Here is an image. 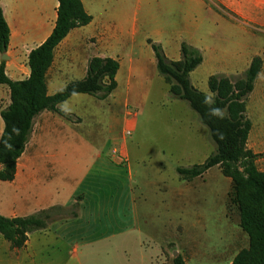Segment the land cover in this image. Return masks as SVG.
Returning <instances> with one entry per match:
<instances>
[{
  "label": "crops",
  "instance_id": "1",
  "mask_svg": "<svg viewBox=\"0 0 264 264\" xmlns=\"http://www.w3.org/2000/svg\"><path fill=\"white\" fill-rule=\"evenodd\" d=\"M81 1L93 20L85 27L72 30L55 49L53 64L46 75L48 94L53 96L69 83L86 78L89 61L94 57L110 58L119 62L120 69L116 75L117 88L105 100L87 94L74 95L58 106L59 110L69 115L68 118L46 110L34 119L29 142L17 163L15 179L12 182H0V205L4 192L12 193L13 200V205L7 208L5 213L0 210V216L10 219L25 218L54 208H60L61 213L71 212L72 208H76L77 213L66 218L54 219L47 224L46 228L29 233L26 245L22 249L12 248L10 243L0 235L1 246L7 250L4 264L75 262L83 264V258L94 260V256L104 264L101 258L105 256L109 258L111 253H115L116 243L113 238H109L107 231L108 229L116 231V218L101 220V213L107 211L116 213V181H120L123 169L116 159V152H120L122 157L120 158L123 161H127L128 157L126 146L117 142L119 141L118 129L121 125L124 129L128 126L133 129L136 126V118L132 122L128 121L127 113L121 116L116 108L121 107L123 103L125 107L129 102L133 79L145 75V55L149 52L148 48L154 55L153 58L152 53H149L151 59L149 61L152 62L153 67L157 68V60L151 45L148 42L144 44L142 38V52L135 59L133 55H130L126 64L124 56L128 41L131 40L135 44L140 32L136 28L127 31L116 29L115 1H112V6L106 3L108 0ZM151 1L139 0L138 8ZM188 1L193 5L196 4L197 9L203 6L204 10L211 11L210 8L207 9L204 0ZM216 1L228 13L219 12L216 16L206 13V16L202 18L199 15V20L193 26L194 32L189 33L187 38L183 32L168 35L161 29L155 33V39L149 40L162 48L168 61L181 60V46L185 43L201 52L203 62L200 66L206 64L209 59V62L225 70L245 69L247 71L253 58L261 57L263 67L248 99V116L251 95H254L258 85L261 87L264 84V0ZM58 6V0H0V8L10 29L7 52L10 60L5 61L6 75L10 80L23 81L29 78V54L42 45L53 32ZM51 14L53 20L48 16ZM205 18L214 31L220 29L224 37L231 35L233 38L235 35L239 41L237 40L234 46L224 45L223 40L218 41L217 44L210 43V38L196 33V29L202 28ZM133 23L135 27L136 18ZM250 28L261 33L257 32L255 40L251 38L253 34L250 33ZM92 38H97L100 44L97 51L83 46L88 39ZM214 38L215 36L212 40ZM224 48L227 49L223 50ZM219 51L226 52L221 59L216 58ZM232 52L234 56H226L227 53ZM2 61L0 55V65ZM194 73L195 70L190 74V82L191 75ZM221 75L222 73L216 76L227 77ZM120 81H123L126 87L121 93ZM4 94L9 97V89L5 85H0V102ZM104 101L107 104L105 112L98 108ZM9 104L10 102L7 107ZM69 104L74 106L79 104L80 111ZM86 104L92 107L86 109ZM4 109L0 110V137L4 128L1 118V112ZM83 126L88 129L87 133L81 134L74 131ZM96 127L101 135L98 143L90 136ZM252 130L253 123L248 144ZM74 158L82 163L79 172L83 170L76 176L72 167ZM109 189L115 192L111 196L107 192ZM131 196L130 190L124 199L129 202L132 199ZM145 252L146 250H143L142 254ZM153 258L162 260V256L153 257L150 253L147 261L142 257V264L151 263Z\"/></svg>",
  "mask_w": 264,
  "mask_h": 264
},
{
  "label": "rangeland",
  "instance_id": "2",
  "mask_svg": "<svg viewBox=\"0 0 264 264\" xmlns=\"http://www.w3.org/2000/svg\"><path fill=\"white\" fill-rule=\"evenodd\" d=\"M112 1L116 4V29L127 31L136 28L140 32L135 44L128 41L124 56L126 64L130 55L135 59L142 52V38L147 44L149 39L156 38L155 33L161 29L168 35L183 32L187 38L189 33L194 32L193 26L199 20V15L202 18L206 13L211 16L219 12L228 13L216 0H204L211 11L204 10L203 6L197 9L196 4L188 0H152L141 8H138L139 0H108L106 3L112 6ZM48 16L53 20L52 14ZM135 18L136 26L133 27ZM204 20L202 28L196 29V33L210 38V43L217 44L223 40L224 45L234 46L239 41L235 35L233 38L231 35L224 37L220 29L214 31L208 20ZM257 32L250 28V33L254 35H251L252 39L257 38ZM97 40L88 39L83 46L97 51L100 47ZM148 49L145 75L133 79L129 102L125 107L123 103L116 108L121 116L127 113L128 121L132 122L136 118V126L124 129L121 125L118 129L117 142L126 146L128 157H125L127 161H123L120 152H116V159L123 168L120 181H116V213H101V220L116 218V231H107L109 238H113L116 243L115 253L101 259L104 264H142V257L147 261L151 253L153 257L162 256V260L153 258L151 263L146 264H173V259L179 255L188 264H231L237 253L249 245L248 236L239 225L238 210L231 202V181L219 167L208 170L192 182L178 174V168L191 169L203 164L215 153L216 145L208 128L188 102L174 98L169 93V85L149 61V53L153 55V52ZM224 53L219 51L215 57L221 59ZM226 56H234V53H227ZM221 73L236 82L244 78L246 70L221 69L208 59L191 75V83L211 96L208 78ZM125 88V83L120 81V93ZM9 102L10 96L4 94L0 110L7 107ZM99 105H102L98 107L101 111H107L105 101ZM71 106L80 111L79 104ZM91 107L86 104V109ZM248 116L253 123L248 147L261 155L256 166L264 171V84L261 87L258 85L254 95H251ZM97 128L90 136L98 143L101 135ZM87 130L83 126L74 131L85 134ZM81 166V161L74 158V176L83 172L82 169L79 172ZM130 190L132 199L129 203L124 198ZM112 191L107 190L109 196L115 193ZM2 198L0 210L5 213L13 205L12 193L4 192ZM76 211V208H72L71 212H56L52 219L73 216ZM143 250L146 252L142 254ZM6 254L7 250L0 243V264H4ZM95 257L94 260L83 258L82 262L103 264Z\"/></svg>",
  "mask_w": 264,
  "mask_h": 264
},
{
  "label": "trees",
  "instance_id": "3",
  "mask_svg": "<svg viewBox=\"0 0 264 264\" xmlns=\"http://www.w3.org/2000/svg\"><path fill=\"white\" fill-rule=\"evenodd\" d=\"M57 20L48 39L29 54V78L12 81L6 75V62L0 65V85L8 87L10 104L1 112L4 124L0 137V182H12L16 177L17 163L23 155L33 130L36 116L43 111L69 115L58 106L77 94L107 99L117 88L116 75L120 69L117 60L94 57L89 61L87 76L74 81L53 96L48 94L46 75L54 61L58 45L77 28L89 25V15L81 0H58ZM226 11L224 7L221 6ZM228 12V11H226ZM10 29L0 8V55L8 52ZM157 60V69L169 85V93L188 102L210 133L216 151L201 164L191 169L178 168V174L187 181L202 177L208 170L219 167L230 179L231 202L237 208L240 228L248 236L249 245L241 249L231 264H264V171L256 166L261 156L248 149L252 122L247 116V99L262 71L263 59L253 58L244 78L233 82L228 77L211 76L208 87L211 96L194 88L190 74L203 62L201 52L182 44L179 61H168L162 48L148 40ZM210 103L205 104V98ZM211 108L221 110V115H210ZM60 208L41 211L25 218L0 216V235L14 249H22L28 234L46 228ZM173 264H188L182 256Z\"/></svg>",
  "mask_w": 264,
  "mask_h": 264
},
{
  "label": "clouds",
  "instance_id": "4",
  "mask_svg": "<svg viewBox=\"0 0 264 264\" xmlns=\"http://www.w3.org/2000/svg\"><path fill=\"white\" fill-rule=\"evenodd\" d=\"M210 103V101H209V99L206 97L205 98V104H209ZM222 113H221V110L220 109H218V108H211L210 109V115H213V116H219V115H221Z\"/></svg>",
  "mask_w": 264,
  "mask_h": 264
},
{
  "label": "water",
  "instance_id": "5",
  "mask_svg": "<svg viewBox=\"0 0 264 264\" xmlns=\"http://www.w3.org/2000/svg\"><path fill=\"white\" fill-rule=\"evenodd\" d=\"M1 59H2L3 61H8V60H10V56H8V54L5 53V54H2V55H1Z\"/></svg>",
  "mask_w": 264,
  "mask_h": 264
}]
</instances>
